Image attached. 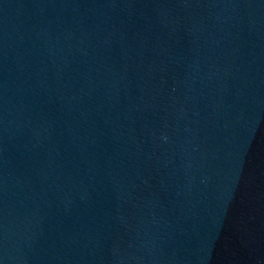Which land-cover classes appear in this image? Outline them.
Masks as SVG:
<instances>
[{
	"label": "water",
	"instance_id": "95a60500",
	"mask_svg": "<svg viewBox=\"0 0 264 264\" xmlns=\"http://www.w3.org/2000/svg\"><path fill=\"white\" fill-rule=\"evenodd\" d=\"M0 264H264V0H0Z\"/></svg>",
	"mask_w": 264,
	"mask_h": 264
}]
</instances>
